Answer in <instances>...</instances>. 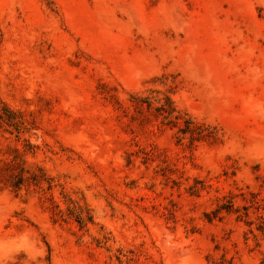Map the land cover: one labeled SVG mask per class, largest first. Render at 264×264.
Segmentation results:
<instances>
[{"label":"rangeland","instance_id":"rangeland-1","mask_svg":"<svg viewBox=\"0 0 264 264\" xmlns=\"http://www.w3.org/2000/svg\"><path fill=\"white\" fill-rule=\"evenodd\" d=\"M0 264H264V0H0Z\"/></svg>","mask_w":264,"mask_h":264}]
</instances>
